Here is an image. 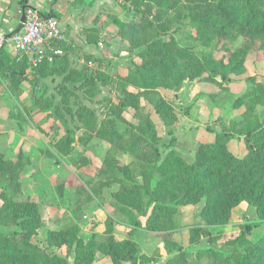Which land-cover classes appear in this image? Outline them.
<instances>
[{
    "label": "rangeland",
    "instance_id": "374dc122",
    "mask_svg": "<svg viewBox=\"0 0 264 264\" xmlns=\"http://www.w3.org/2000/svg\"><path fill=\"white\" fill-rule=\"evenodd\" d=\"M130 1L129 5L120 4V9L99 12L95 26L85 30L88 42L95 44L93 54L84 51L75 40L63 41L66 46L60 48L64 55L53 64L34 67L27 59L14 57L24 69L13 64L0 70V155L21 167L22 192L17 194L6 189L9 198L18 204L34 202L39 206L43 226L33 242L41 248H46L51 230L69 224H77L85 240L102 238L111 217L116 238L124 240L132 235L142 255L154 259L156 264H167L176 252L167 254L156 233L134 228L129 218L116 208L113 193L120 185L108 181L104 171L111 144L98 135L101 130L109 132L113 128L123 132L139 123L135 110L124 106L126 92H139L125 80L138 58L130 44L119 36L120 28L115 23V19L126 24L141 19L144 6ZM164 40L174 45L180 62H192L196 78L186 81L180 90H158L177 116L174 124H167L155 113L151 99L141 101L155 124L159 140L153 145L159 149L161 159L174 150L192 162L198 145L214 142L217 132L233 134L230 150L236 156L245 155L244 140L235 134L244 108H235L234 101L251 90L250 78L264 83V57L251 52L245 64L246 72L218 85L207 80L209 73L204 72L202 64L212 53H217L219 58L227 56L229 60L230 54L222 52L221 45L213 42L207 46L196 40L195 29L188 20L175 24ZM242 43L239 39L232 50ZM117 159L121 167L134 161L125 151L119 152ZM7 184V179L0 177V193ZM201 207H179L176 216L181 228L175 234V241L192 256L209 248L242 250L264 235V221L259 220L254 207L245 203L236 207L229 224L222 227L207 226L199 216ZM247 223L252 225V233L242 243L224 246L227 241L238 238L241 226ZM193 228L209 230L211 235L192 245ZM16 230L9 219L0 221V233L12 235ZM49 251L67 257L69 264L76 255L75 249L70 251L66 247ZM94 264L113 263L98 254Z\"/></svg>",
    "mask_w": 264,
    "mask_h": 264
},
{
    "label": "trees",
    "instance_id": "16d2710c",
    "mask_svg": "<svg viewBox=\"0 0 264 264\" xmlns=\"http://www.w3.org/2000/svg\"><path fill=\"white\" fill-rule=\"evenodd\" d=\"M135 3L145 8L141 19L129 24L115 19V23L120 28L119 36L130 44L138 58L125 80L139 92H126L124 106L135 110L139 123L123 132L113 128L98 133L111 144L104 171L108 181L120 185L113 193L115 206L134 228L156 233L167 254L176 252L167 264H264V235L242 250L209 248L193 256L175 241L181 228L176 216L183 206L201 205L199 216L209 227L228 225L233 210L243 203L254 207L259 220L264 221V83L250 78L251 90L234 101L235 108H244L235 133L246 146L242 157L230 150L234 135L217 132L214 142L198 145L194 161L188 162L174 150L162 160L159 149L153 145L159 140L155 124L141 105L142 99H151L155 113L167 124H174L177 119L158 90H180L186 81L196 78L192 62H180L174 45L164 40L174 25L183 20L193 25L196 40L207 46L217 42L222 52L230 54L229 60L227 56L219 58L217 53L207 55L202 69L209 73L207 80L212 83L222 85L230 82L231 76L244 74L247 58L253 51L264 57V0H135ZM47 16L55 17L53 12ZM239 39L243 43L233 51L232 46ZM63 43L59 45L62 48ZM13 64L24 69L4 50L0 54V70ZM93 119L95 122V116ZM121 151L134 158L126 167H121L117 159ZM20 171L19 164L0 155V177L8 182L0 193V221L9 219L17 227L12 235L0 233V264H69L67 257L49 251L62 247L75 249L72 264H94L98 254L113 264L157 263L141 254L132 235L124 240L116 238L111 217L102 238L85 240L80 227L69 224L49 232L46 248L35 244L33 238L43 226L39 206L34 202L15 203L6 193L8 189L21 194ZM139 178L145 181L140 183ZM251 233L252 225L247 223L241 226L239 237L224 246L242 243ZM210 235L209 230L193 228L190 243L194 245L196 240Z\"/></svg>",
    "mask_w": 264,
    "mask_h": 264
},
{
    "label": "crops",
    "instance_id": "0c3cea01",
    "mask_svg": "<svg viewBox=\"0 0 264 264\" xmlns=\"http://www.w3.org/2000/svg\"><path fill=\"white\" fill-rule=\"evenodd\" d=\"M132 2L130 0H0V31L12 34L21 23V19L28 8H35L42 14L53 12L62 26L65 42L75 40V44L90 54L95 44L88 42L85 30L95 26V20L101 11L120 9V4ZM81 37H78L79 35ZM64 46L65 43H63ZM68 47V45H67ZM79 48V51L81 48ZM5 51L14 58L11 48ZM1 103V102H0Z\"/></svg>",
    "mask_w": 264,
    "mask_h": 264
},
{
    "label": "built area",
    "instance_id": "2783aa9c",
    "mask_svg": "<svg viewBox=\"0 0 264 264\" xmlns=\"http://www.w3.org/2000/svg\"><path fill=\"white\" fill-rule=\"evenodd\" d=\"M65 41L60 21L42 14L35 8L25 10V23L18 33L0 31V54L11 48L14 57L27 59L34 67L53 64L64 55L59 44Z\"/></svg>",
    "mask_w": 264,
    "mask_h": 264
},
{
    "label": "water",
    "instance_id": "95a60500",
    "mask_svg": "<svg viewBox=\"0 0 264 264\" xmlns=\"http://www.w3.org/2000/svg\"><path fill=\"white\" fill-rule=\"evenodd\" d=\"M24 23H25V14H24V16L22 17V19H21V23H20L19 27L16 29L15 33H18L19 31L22 30Z\"/></svg>",
    "mask_w": 264,
    "mask_h": 264
}]
</instances>
